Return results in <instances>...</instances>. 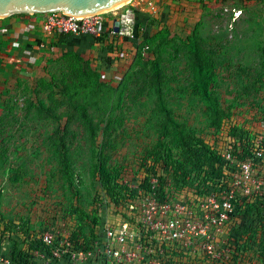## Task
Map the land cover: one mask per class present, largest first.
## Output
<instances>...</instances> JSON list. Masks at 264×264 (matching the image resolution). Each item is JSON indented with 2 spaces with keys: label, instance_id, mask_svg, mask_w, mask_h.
I'll use <instances>...</instances> for the list:
<instances>
[{
  "label": "trees",
  "instance_id": "1",
  "mask_svg": "<svg viewBox=\"0 0 264 264\" xmlns=\"http://www.w3.org/2000/svg\"><path fill=\"white\" fill-rule=\"evenodd\" d=\"M200 1L204 6L209 2L208 0ZM256 1L258 0H231V5L243 9ZM128 8L137 11V16L134 36L122 37L125 45L119 44L118 37L121 36L118 34L112 36L108 31H104L100 37L92 36L94 42L101 47L98 69L102 68L105 61L112 64L116 60H122L126 56L121 55L123 52L134 56L132 64L123 74L118 85L109 84L102 79L101 72L92 65L94 61H97V57L85 58L80 53L71 51L62 54V57L69 59V70L62 72L61 77L54 73L49 78L40 76L35 87L32 88L33 95L26 97L24 101L26 116L35 112L38 121L44 117L47 125L50 120L56 122L57 126L49 133L47 140L57 154L58 166L55 170L61 174V178L76 199H79L81 194L75 183L76 171L71 165L67 147L73 140L72 136H75V132L72 133L71 124L79 121L89 133L94 146L91 176L97 194L93 198L90 211H87L78 200L79 204H73L67 213L75 220L73 227H69L71 239L83 248H88L102 232V228H98L102 227L106 221L101 211L103 204L106 203L112 207V213L109 216L118 213L132 220L126 205L134 198L135 189L124 182L118 170L112 169L109 165L110 155L121 149L119 142L123 144L125 142L122 135H116L125 119L121 115L114 117V110L121 104L123 97L131 95L140 97L146 92L151 93V90L156 94L157 107L161 114L158 123L159 133L155 142L141 146L139 169L130 181L138 182L147 192L151 188V179L157 177L159 199L162 202L181 199L190 203L192 199L206 197L225 175L224 152H230L240 161H244L257 149L264 150V137L259 143L257 142L258 136L261 133L264 134V111L260 113L262 117L258 120V126H254V122L257 123L256 118L252 119L251 124L246 121L241 123L234 118L236 115L233 111L236 107L234 103L227 106L223 104L219 93L220 87L217 86L215 79L216 62L212 53H208L202 44L199 25H195L192 33L187 35L183 42L188 50L189 64L193 74L189 89L192 94L206 103L207 112L211 118L213 140L189 127L187 122L179 118L173 108L168 105L165 92L168 79L163 67L165 61L163 53L167 46H173V42L179 36H171V29L165 22L161 10L163 7H159L155 15L141 12L131 3ZM183 9L184 7L181 8L182 11ZM166 14L168 16L170 12ZM2 44L4 41L0 42V65H2L0 69V167L7 165V162L13 165L5 145L6 138L3 137L6 127L12 124L1 114L5 107L7 109L11 105L7 103L11 89H17L15 84L9 85L10 78L7 73H3L6 68V56L1 48ZM105 53L107 56H104ZM31 65L28 63V66L31 67ZM15 70L18 69L15 68ZM58 93L61 94V98L57 97ZM60 108H63V111L59 113ZM9 110L11 112L13 106H10ZM23 171L20 164L17 169L11 166L10 178L18 180ZM41 191L47 194L42 187ZM106 212L109 214L108 211ZM235 215L234 225L229 230L228 245L232 249L229 260L225 258L226 256H222L219 260L207 259L200 254H192L175 243L165 253L162 263L227 264L232 260V264H248L249 261L256 260L264 264V200H241L237 204ZM249 215H258V219H255L252 225H248L245 220L249 218ZM30 228L29 222L17 223L15 219L6 217L0 209V249L6 245L5 241L8 237V242L14 243L9 256L15 264H38L33 250H49L41 238L35 241L30 240L28 246L23 248L22 244L28 240L27 231L29 232ZM21 231L26 233L27 237L16 241L14 236ZM44 231L45 229H42L39 237ZM248 251L253 252L252 258L245 254Z\"/></svg>",
  "mask_w": 264,
  "mask_h": 264
},
{
  "label": "rangeland",
  "instance_id": "2",
  "mask_svg": "<svg viewBox=\"0 0 264 264\" xmlns=\"http://www.w3.org/2000/svg\"><path fill=\"white\" fill-rule=\"evenodd\" d=\"M208 1L204 6L200 0H132L135 6L142 7L146 13L153 15L159 7H163L161 10L165 22L171 29V36H179L173 42V46H167L163 53L165 58L163 67L168 79L165 86L168 105L179 118L187 122L189 127L213 140L211 118L206 103L189 89L193 74L183 39L192 33L196 24L199 25L202 44L208 53H212L216 62L215 79L217 86L220 87L219 93L223 104L227 106L234 103L235 119L241 123L246 121L251 124L252 119L256 118L257 123L254 122L253 125L258 126V120H261L264 111V1L258 0L245 6L237 22H231L225 11L227 7L232 6L231 0ZM128 9L130 8L126 4L119 11L126 13ZM169 12L170 15L167 16L166 13ZM130 13V20L132 16H137L135 10ZM134 19L136 21V18ZM3 24V20H0L2 29L0 33L7 34L9 29ZM30 53L36 56L33 51ZM55 54L43 50L35 60L31 59L30 55H12L7 58L3 71L10 78L9 85L15 84L17 89H11L10 98L7 100L8 105H11L7 109L5 107L1 114L12 124L6 127L3 137L6 138L5 145L13 165L7 162V165L0 167V209L6 217L15 219L17 223L29 222L31 225L29 232L27 231L28 240L22 244L23 248L28 246L30 240H37L42 229L47 231L53 228L60 230L62 234H70V228L75 223L67 214L70 207L73 204L78 205L80 201L81 205L90 211L93 198L97 194L91 176L94 146L82 123L75 121L71 124L75 136H72V142L67 145L71 165L76 171L75 183L81 194L80 198L76 199L61 178V174L55 170L58 166L57 154L47 140L49 133L57 126L56 122L50 120L47 125L44 117L38 121L35 112L29 116L25 115V98L33 95L32 88L35 87L38 78L40 76L49 78L52 73L61 77L62 72L69 70V59L62 57V54ZM98 57L92 64L97 69L101 60ZM133 60V55H126L122 60H116L112 64L105 61L98 70L105 82L118 85ZM27 63H31V67ZM16 67L19 69L15 70ZM57 95L61 98L60 93ZM123 98L121 104L114 110V117L121 115L125 119L123 126L119 127L116 133L117 136L122 135L125 142L124 144L119 142L121 149L110 155L109 165L119 171L124 182H129L139 169L141 146L152 144L157 139L161 114L153 90L140 97L131 95ZM46 100L49 102L47 98ZM10 106H13L11 112ZM61 111L63 108L58 109L59 113ZM19 164L24 171L20 173L18 180H13L9 174L11 166L17 169ZM41 187L47 194L41 191ZM103 206L101 211L107 220L111 217L109 215L112 213V207L106 203ZM255 219H258V215H249V218H245L248 225H252ZM98 229H101V226ZM86 231L88 232L87 229ZM21 232L14 236L16 241H21L26 236V233ZM5 243L6 245L0 249V255L11 258L8 255L14 243H9L8 237ZM251 253L248 251L245 254L252 258ZM232 262L231 260L227 264Z\"/></svg>",
  "mask_w": 264,
  "mask_h": 264
},
{
  "label": "built area",
  "instance_id": "3",
  "mask_svg": "<svg viewBox=\"0 0 264 264\" xmlns=\"http://www.w3.org/2000/svg\"><path fill=\"white\" fill-rule=\"evenodd\" d=\"M123 6L87 16L61 11L44 13L40 29L46 36L59 33L100 37L108 31L112 36L132 38L135 16L129 19L133 9L120 12ZM136 7L141 12L146 11ZM225 11L231 22H236L243 14V9L235 5ZM115 19L120 21L119 32L114 31ZM109 23L107 29L105 26ZM35 27L30 23L26 29ZM13 46L20 47L19 40L14 41ZM41 46L44 47V43ZM263 137L261 133L257 142ZM223 156L225 175L206 197L192 199L190 203L181 199L162 202L157 177L151 179V188L147 192L138 182L125 181L135 189L134 198L125 207L132 220L122 214H113L88 248L75 243L71 233L62 234L60 230L50 228L40 237L49 250H33L35 259L38 264H163L162 258L175 243L207 259L229 258L232 252L228 245L229 230L234 225L237 204L245 199L264 200V150L257 149L244 161L227 151ZM0 264L15 263L0 255ZM248 264L260 263L251 260Z\"/></svg>",
  "mask_w": 264,
  "mask_h": 264
},
{
  "label": "crops",
  "instance_id": "4",
  "mask_svg": "<svg viewBox=\"0 0 264 264\" xmlns=\"http://www.w3.org/2000/svg\"><path fill=\"white\" fill-rule=\"evenodd\" d=\"M45 17L44 13H36L33 15H24L3 20V26L9 29L7 34L0 33V42L4 41L1 48L3 54L7 58L12 55H23L28 56L34 60L43 50H49L55 55L65 54L71 51L81 53L88 57H98L101 54V47L99 44L94 42V38L90 35H68L55 33L52 36H46L40 29V25ZM30 23L36 25L35 29H26ZM110 23L105 27L109 29ZM2 26V27H3ZM105 28V30H107ZM0 30L1 27H0ZM120 39V44L124 43V38L118 37ZM19 40L21 43L20 47H13L12 43ZM44 43V47L41 44ZM34 52L36 56H32L30 52ZM107 56V53H105ZM33 61V60H31ZM28 64V63H27ZM17 68V67H16ZM19 69V68H18ZM40 238V237H39Z\"/></svg>",
  "mask_w": 264,
  "mask_h": 264
},
{
  "label": "water",
  "instance_id": "5",
  "mask_svg": "<svg viewBox=\"0 0 264 264\" xmlns=\"http://www.w3.org/2000/svg\"><path fill=\"white\" fill-rule=\"evenodd\" d=\"M123 2L134 5L132 0H0V19L58 11L87 16L109 11ZM119 30L120 21L115 19L114 31Z\"/></svg>",
  "mask_w": 264,
  "mask_h": 264
},
{
  "label": "bare ground",
  "instance_id": "6",
  "mask_svg": "<svg viewBox=\"0 0 264 264\" xmlns=\"http://www.w3.org/2000/svg\"><path fill=\"white\" fill-rule=\"evenodd\" d=\"M125 3H127V2H123V3L119 4V5H117V6H115V8L121 7V6L124 5ZM115 8H113V9H115Z\"/></svg>",
  "mask_w": 264,
  "mask_h": 264
}]
</instances>
